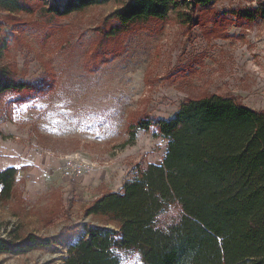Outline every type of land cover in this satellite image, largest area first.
<instances>
[{
  "label": "rangeland",
  "instance_id": "374dc122",
  "mask_svg": "<svg viewBox=\"0 0 264 264\" xmlns=\"http://www.w3.org/2000/svg\"><path fill=\"white\" fill-rule=\"evenodd\" d=\"M49 1L62 6L66 0ZM127 1L108 0L63 18L37 9L2 27L7 47L0 64L50 89L20 105L14 94L0 97V157L19 163L24 156L27 163L17 169L22 175L13 199L0 204V238L11 241L0 251V264H62L86 227L114 229L85 208L102 194L120 192L138 169L160 164L167 147L153 127L138 130L137 122L170 120L201 95L231 97L264 112V19L238 16L264 0H212L197 26L179 24L174 15L153 22L125 38L120 58L87 72L95 29ZM178 1L183 11L189 0ZM5 16L0 13V21ZM74 153L92 165L79 179L58 160ZM180 216V206L168 204L156 227ZM117 256L120 264H141L133 251Z\"/></svg>",
  "mask_w": 264,
  "mask_h": 264
},
{
  "label": "trees",
  "instance_id": "16d2710c",
  "mask_svg": "<svg viewBox=\"0 0 264 264\" xmlns=\"http://www.w3.org/2000/svg\"><path fill=\"white\" fill-rule=\"evenodd\" d=\"M107 2L66 0L59 6L49 0H0V13L6 14L0 21V57L7 47L2 27L19 14L33 16L38 9L63 18ZM211 3L189 0L181 11L178 0H128L95 29L96 44L86 54L85 70L95 73L120 58L125 38L153 22L174 15L179 24L197 26ZM238 16L264 19V4ZM47 88L0 64V97L14 94L13 102L20 105ZM174 114L170 120L133 126L153 127L166 140L162 162L138 169L120 192L102 194L85 208L86 215L115 227H86L62 264H120L117 252L129 251L139 255L141 264H264V112L215 94L187 100ZM17 173L14 167L0 170V204L13 199ZM173 202L181 208L180 220L157 228L156 217ZM10 246L11 241L0 238V251Z\"/></svg>",
  "mask_w": 264,
  "mask_h": 264
},
{
  "label": "built area",
  "instance_id": "2783aa9c",
  "mask_svg": "<svg viewBox=\"0 0 264 264\" xmlns=\"http://www.w3.org/2000/svg\"><path fill=\"white\" fill-rule=\"evenodd\" d=\"M48 155L51 157L54 156V154ZM58 160L61 161L65 168L69 171V177H74L75 179L82 178L83 173L92 168V165H89L85 159L75 153L60 156L58 157ZM88 166H90V168H88Z\"/></svg>",
  "mask_w": 264,
  "mask_h": 264
},
{
  "label": "crops",
  "instance_id": "0c3cea01",
  "mask_svg": "<svg viewBox=\"0 0 264 264\" xmlns=\"http://www.w3.org/2000/svg\"><path fill=\"white\" fill-rule=\"evenodd\" d=\"M24 156H21L20 158H21V161L18 163V161H17V163H14V161H9V160H7L6 162H4V160H3V158L2 157H0V170H4V169H7L8 167H14V168H16V169H20V168H22V167H24V166H27V163H25V158H23ZM28 173V172H27ZM27 173H25L24 174V178H26V180H27V176H28V174ZM22 175V172H18L17 173V176H16V180L17 179H19L18 177H20Z\"/></svg>",
  "mask_w": 264,
  "mask_h": 264
}]
</instances>
